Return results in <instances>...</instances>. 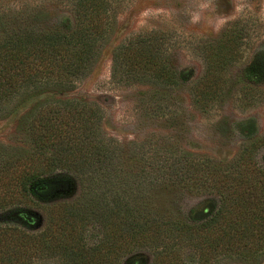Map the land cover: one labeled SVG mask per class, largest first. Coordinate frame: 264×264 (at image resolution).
<instances>
[{
  "label": "trees",
  "instance_id": "16d2710c",
  "mask_svg": "<svg viewBox=\"0 0 264 264\" xmlns=\"http://www.w3.org/2000/svg\"><path fill=\"white\" fill-rule=\"evenodd\" d=\"M113 1L65 0L59 11L67 14L54 15L51 24L38 21L45 9L36 7L0 17V119L44 93L54 95L18 118L20 142L0 144V264H123L136 249L152 252L150 264L261 263L264 133L254 136L250 127L249 142L225 163L189 152L171 164L166 160L170 172L159 175L219 197L201 216L170 220L147 202L144 187L152 188L158 175L128 172L122 191L123 151L102 133L101 108L68 97L107 45L116 19ZM172 36L151 29L116 44L112 79L180 85L186 73L174 65ZM240 53L239 36L228 34L203 48L206 69L190 91L196 106L208 109L227 96L256 102L264 56L245 61L238 60ZM236 66L241 70L232 74ZM57 171L80 179L85 195L46 204L42 223L30 209L61 187L51 178Z\"/></svg>",
  "mask_w": 264,
  "mask_h": 264
},
{
  "label": "rangeland",
  "instance_id": "374dc122",
  "mask_svg": "<svg viewBox=\"0 0 264 264\" xmlns=\"http://www.w3.org/2000/svg\"><path fill=\"white\" fill-rule=\"evenodd\" d=\"M65 0H0V17L23 6L45 9L39 14L41 24L55 22ZM116 19L107 45L87 75L79 80L68 97L80 99L101 108L104 118L100 129L104 136L121 148L122 191L124 176L135 173L158 175L152 188L144 187L152 209L165 219L201 216L219 203L215 194L194 192L189 185L169 174L163 165L171 164L184 153L207 156L220 163L231 161L254 136L264 133V84L257 90L255 103L227 96L208 109L195 105L190 91L206 64L203 48L220 36H239L240 57L264 56V0H114ZM55 15V16H54ZM31 19L28 22H32ZM35 23V22H34ZM33 24V23H32ZM151 29L170 32L177 45L173 61L186 73L178 85L152 83L122 84L112 79V49L125 38ZM0 27V34L2 33ZM245 57V58H244ZM241 66L232 67L237 74ZM229 71V70H228ZM54 95L44 93L24 103L11 116L0 119V144H16L21 136L16 131L18 118L37 101ZM176 157V158H175ZM185 164V163H184ZM157 168H162L157 171ZM53 181L61 187L46 195L30 209L43 223L46 204L84 197L80 179L57 171ZM156 186V187H155ZM155 187V188H154ZM48 202V203H46ZM93 233L98 235L97 229ZM91 237L90 240H96ZM190 252H188L189 254ZM153 254L136 249L124 257L123 264H150ZM43 264V263H42ZM224 264H244L229 261ZM259 264H264L262 261Z\"/></svg>",
  "mask_w": 264,
  "mask_h": 264
}]
</instances>
